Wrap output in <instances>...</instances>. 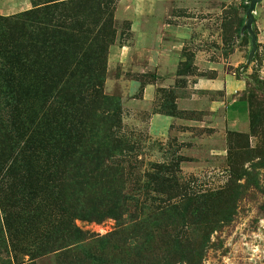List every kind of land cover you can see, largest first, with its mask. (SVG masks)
Returning <instances> with one entry per match:
<instances>
[{
  "label": "rangeland",
  "instance_id": "374dc122",
  "mask_svg": "<svg viewBox=\"0 0 264 264\" xmlns=\"http://www.w3.org/2000/svg\"><path fill=\"white\" fill-rule=\"evenodd\" d=\"M250 2H162L144 54H112L134 46V0L0 11V264H264V0L245 29Z\"/></svg>",
  "mask_w": 264,
  "mask_h": 264
},
{
  "label": "crops",
  "instance_id": "0c3cea01",
  "mask_svg": "<svg viewBox=\"0 0 264 264\" xmlns=\"http://www.w3.org/2000/svg\"><path fill=\"white\" fill-rule=\"evenodd\" d=\"M167 0H134V7L129 13V21L131 26V31H134V46L122 47L114 49L112 54H144V47L150 48L156 45V40L154 43V39L150 42L151 30L154 28L153 19H151L152 14L151 11L154 13L160 8V4ZM29 6L28 0H0V11H9V10H19L28 9ZM154 8V9H153ZM158 20V18H155ZM139 28H149L147 34H143L141 29ZM146 35V36H144ZM158 39V38H157ZM167 51L171 52V50L167 49L166 52L164 51L163 54H169ZM160 54V53H159ZM213 83V82H212ZM216 90L222 89V83H215L211 84ZM235 95V94H234ZM232 96V95H231ZM228 106L225 110H223V117L224 122L227 123L228 126H237L240 122H244L245 120V107L244 104L235 100L227 101Z\"/></svg>",
  "mask_w": 264,
  "mask_h": 264
},
{
  "label": "water",
  "instance_id": "95a60500",
  "mask_svg": "<svg viewBox=\"0 0 264 264\" xmlns=\"http://www.w3.org/2000/svg\"><path fill=\"white\" fill-rule=\"evenodd\" d=\"M258 0H251L250 2V5H249V9L247 11V16H248V20L246 22V26H245V29H249V25L252 21V15H251V11L254 7V4L257 2ZM251 43H252V46H253V49L255 48V37L254 35H252V38H251ZM252 55V54H251ZM251 55L249 56V58H251Z\"/></svg>",
  "mask_w": 264,
  "mask_h": 264
},
{
  "label": "trees",
  "instance_id": "16d2710c",
  "mask_svg": "<svg viewBox=\"0 0 264 264\" xmlns=\"http://www.w3.org/2000/svg\"><path fill=\"white\" fill-rule=\"evenodd\" d=\"M14 132V131H13ZM17 135H18V137H21V133L20 132H18L17 131ZM19 140V139H18ZM18 140H15L16 142H18ZM16 159V163H17V165L19 166V164H21V162H22V159H23V156H22V154H21V152H19V156H18V158H15ZM11 167V166H10ZM1 211V213H4L3 214V216H2V219L6 222V214H5V212L3 211V210H0ZM105 213V212H104ZM202 251V250H201ZM158 263V262H157Z\"/></svg>",
  "mask_w": 264,
  "mask_h": 264
}]
</instances>
